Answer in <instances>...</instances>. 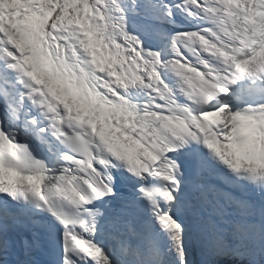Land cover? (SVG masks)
<instances>
[{
	"label": "snow or ice",
	"instance_id": "obj_1",
	"mask_svg": "<svg viewBox=\"0 0 264 264\" xmlns=\"http://www.w3.org/2000/svg\"><path fill=\"white\" fill-rule=\"evenodd\" d=\"M0 264H264V0H0Z\"/></svg>",
	"mask_w": 264,
	"mask_h": 264
}]
</instances>
